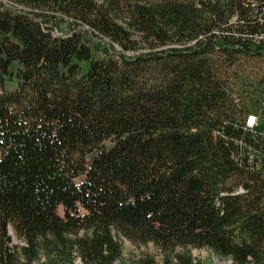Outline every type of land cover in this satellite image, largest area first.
<instances>
[{"label": "trees", "instance_id": "obj_1", "mask_svg": "<svg viewBox=\"0 0 264 264\" xmlns=\"http://www.w3.org/2000/svg\"><path fill=\"white\" fill-rule=\"evenodd\" d=\"M119 237L264 264V0H0V264Z\"/></svg>", "mask_w": 264, "mask_h": 264}, {"label": "rangeland", "instance_id": "obj_2", "mask_svg": "<svg viewBox=\"0 0 264 264\" xmlns=\"http://www.w3.org/2000/svg\"><path fill=\"white\" fill-rule=\"evenodd\" d=\"M15 244H19L18 241H15ZM118 242L120 244V250H121V258L119 261V264H131L135 262V260H138L140 258L144 257H151L155 261H161L162 254L157 250V248L153 244H147V245H139L135 244L133 245L125 238L119 237ZM186 252H189L193 259H198L201 261H208L212 264H230L228 260H218L214 258L211 254V252H208L207 250H199V249H186ZM79 264V262H76ZM118 264V263H117Z\"/></svg>", "mask_w": 264, "mask_h": 264}, {"label": "built area", "instance_id": "obj_3", "mask_svg": "<svg viewBox=\"0 0 264 264\" xmlns=\"http://www.w3.org/2000/svg\"><path fill=\"white\" fill-rule=\"evenodd\" d=\"M248 118H251V127L253 126V125H257V116L256 115H250Z\"/></svg>", "mask_w": 264, "mask_h": 264}, {"label": "bare ground", "instance_id": "obj_4", "mask_svg": "<svg viewBox=\"0 0 264 264\" xmlns=\"http://www.w3.org/2000/svg\"><path fill=\"white\" fill-rule=\"evenodd\" d=\"M247 125H248L249 127H251V118H248V120H247Z\"/></svg>", "mask_w": 264, "mask_h": 264}]
</instances>
